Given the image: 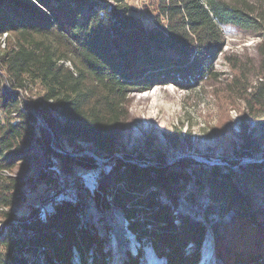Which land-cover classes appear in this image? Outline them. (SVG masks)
Returning a JSON list of instances; mask_svg holds the SVG:
<instances>
[{"label":"trees","instance_id":"1","mask_svg":"<svg viewBox=\"0 0 264 264\" xmlns=\"http://www.w3.org/2000/svg\"><path fill=\"white\" fill-rule=\"evenodd\" d=\"M113 2L116 5L105 0H0V37L5 35L7 43L0 55V75L7 74L19 89L25 83L39 86L47 105L36 114L52 134L90 142L112 155L132 96L167 84L192 89L215 77L219 55L236 72L232 85L242 83L249 114L264 106V4L156 0L153 25L144 27L124 0ZM228 28L259 38L256 51L263 65L250 93L245 83L251 65L225 54ZM35 121L28 104L0 85V264H73L74 252L79 264H110L106 242L91 224L79 223L80 200L52 201L50 210L42 215L34 210L26 218L11 211L26 202L19 191L21 178L13 172L29 156L22 147L34 140ZM39 131L34 142L47 156L59 158L49 149L48 129ZM128 160L114 159L101 173L111 182L100 186L107 197L101 204L116 207L137 242L135 253L126 252L118 264H142L144 245L165 264L199 263L206 223L174 214L191 182L207 203L218 205L210 215L222 219L235 213L221 234L212 235L220 264H264V204L263 209L259 205L264 200V161L223 175L220 167L207 169L189 158L171 165L142 161L145 166ZM188 170L197 174L196 181ZM232 178L244 182L243 189ZM204 217L210 221L208 214ZM189 245L192 251L186 249Z\"/></svg>","mask_w":264,"mask_h":264},{"label":"rangeland","instance_id":"2","mask_svg":"<svg viewBox=\"0 0 264 264\" xmlns=\"http://www.w3.org/2000/svg\"><path fill=\"white\" fill-rule=\"evenodd\" d=\"M105 1L116 5L113 0ZM247 1L257 3V5L264 4V0ZM124 3L130 8V14L137 17L144 27L153 25L152 20L156 16V0H124ZM225 34V54L233 56L236 60H241L244 64H250L252 67L247 73L245 83L247 93H250L256 86L263 65L261 57L257 55L256 51L259 38L254 33L235 28H228ZM4 40L5 35H2L0 37V55L7 44ZM223 58L224 55H219L215 61V77L199 82V85L192 89L183 90L167 84L132 96L129 114L123 122L121 139L113 158L120 160L127 158L130 162L141 163L140 166H145L147 163L156 165L158 161H165L166 164L171 165L181 159L189 158L207 169L214 166L220 167L223 175L227 174L229 170L238 173L240 170L238 167L246 168L251 164L249 162L263 161L264 106L257 107L254 110V116L249 114V105L247 104L249 98L244 97L247 99L245 101L241 96L243 91L241 82L232 85L231 82L235 79L236 72L227 65ZM0 76L2 77L1 89L6 93H17L21 102L28 104L31 108L32 115L36 118L34 140L39 138V129L47 131L42 116L36 114V111L47 105L41 101L39 86L25 83L24 87L19 89L16 88L17 83L11 81L7 74L3 73ZM51 116L55 118L53 113ZM50 137L49 149L59 158L52 155L47 156L44 148L34 140L22 147V150L30 151L29 156L25 161L18 163L13 174L15 177L21 178L23 186L19 191L24 192L26 202L20 204V207H13L11 211L19 218H26L34 210H38L42 215V212L50 210L51 203L46 200V196H51L50 190L58 189L60 184L75 182L74 185L95 199L94 206L96 207L93 211L87 209V212H83L82 197L79 214L82 212L83 221H87L82 222L79 217L80 225L89 223L95 228L96 235L106 242L105 250L111 253L110 264H118L121 258L126 256V252L135 253L128 248L129 240L118 239L115 235L117 227L127 230L125 221H122L123 216L116 207L111 206L109 209H105L101 201L99 206V201L96 200V191L100 190L101 185L111 186V182L101 173L107 167L112 166L114 159L110 158L105 162L102 165L101 173H99L94 166V160L97 161L96 157L102 159V154L96 150L95 153H90L89 151L93 150L90 143L78 139L67 141L58 134H50ZM188 173H193V180H197L196 173L190 170ZM231 182L239 189L244 187V182L234 178ZM196 185L192 182L188 183L180 196L179 205L174 214L178 218L188 216L192 222L206 223L208 229L200 249L198 264H220L213 253L212 235L218 231L221 234L227 221L221 222L220 220L228 219L230 221L235 213L229 212L222 219L213 213L210 215L212 209H217L218 205L207 203V200L199 195L200 189ZM186 196L193 197L196 201L190 203L185 200ZM182 200L185 207L181 206ZM202 204L207 207H202ZM263 204L264 200H261L259 205ZM180 210L183 212L179 213ZM206 214L209 215V222L205 220ZM134 245L137 246L136 240ZM193 248L189 245L186 249L192 251ZM142 251L144 259L142 264L148 261V257L151 258L153 264H165L163 258L159 257L157 260L158 257L149 245H144ZM77 256V253L74 252L73 264H79ZM204 256H207V259L202 262ZM153 258H156V261H153ZM37 264H42V262Z\"/></svg>","mask_w":264,"mask_h":264},{"label":"bare ground","instance_id":"3","mask_svg":"<svg viewBox=\"0 0 264 264\" xmlns=\"http://www.w3.org/2000/svg\"><path fill=\"white\" fill-rule=\"evenodd\" d=\"M84 142H86V141H84ZM88 143H90V142H88ZM90 145H92V143H90ZM80 154V153H79ZM97 158V161H99V162H103V163H105V161H103L104 159L102 158V159H99V157H96ZM101 158V157H100ZM59 186V185H58ZM57 189V188H56ZM56 189H51L50 190V194H51V196H53V194H54V191H57ZM82 197H83V204L84 205H82L83 207V212L84 211H86L87 212V209H91L92 211H93V209H96V207L94 206V203H95V199H93L92 197H90V195L88 196V195H86L85 194V191H82L81 190V188H79L78 186H76V185H73L72 186V196H70V195H63V196H58V197H56L54 200H52V201H57V202H62V201H71V200H80L81 201V199H82ZM103 198H106L107 199V197L106 196H104V194L101 192V197H100V201H101V199H103ZM88 205V207L86 208V206ZM202 207H204L205 208V206H203V204H202ZM179 214V213H178ZM233 215V214H232ZM80 216V221H82V222H86L87 220H84L83 221V214H82V212H81V214L79 215ZM229 216V215H228ZM230 217V216H229ZM122 221H123V219H122ZM89 222V221H88ZM118 229H121L120 227H117V229L115 230V235H116V237L119 239V238H121L122 240L123 239H126V241L127 240H129L128 241V248L131 250V251H136V249H137V246L136 245H134L135 244V238L131 235V233L130 232H128V230H123V229H121V230H118ZM148 252V251H147ZM154 255V254H153ZM149 258V259H148ZM147 258V262L145 263V264H153V262H152V260H151V258L150 257H148ZM157 258V257H156ZM156 258H153V261H156L155 259ZM207 259V256L205 257H203L202 258V262L204 261L205 262V260ZM157 260H159V258H157ZM158 262V261H157Z\"/></svg>","mask_w":264,"mask_h":264},{"label":"built area","instance_id":"4","mask_svg":"<svg viewBox=\"0 0 264 264\" xmlns=\"http://www.w3.org/2000/svg\"><path fill=\"white\" fill-rule=\"evenodd\" d=\"M2 74H3V72H2ZM47 129H48V132L52 135L51 130L48 127H47ZM94 164L97 166V172L101 173L102 165L105 164V163H101V162H98V161L94 160ZM72 186H73V184H60L58 186L57 191H54L53 196H46L47 202L48 203H52V200H54L58 196H63V195L72 196ZM96 193L100 197V191H96ZM99 206H100V198H99Z\"/></svg>","mask_w":264,"mask_h":264},{"label":"water","instance_id":"5","mask_svg":"<svg viewBox=\"0 0 264 264\" xmlns=\"http://www.w3.org/2000/svg\"><path fill=\"white\" fill-rule=\"evenodd\" d=\"M59 135V134H58ZM92 147H93V150L92 151H89L90 153H95V150L98 152V153H101L102 155V158L104 159V160H106L105 162H107V161H109L110 160V158H111V160H113L114 158V155L112 154V155H108V154H106V153H103V152H100L97 148H96V146H93V144H92ZM98 155V154H97ZM100 156V155H99ZM116 156V155H115ZM90 158V157H89ZM264 161V160H263ZM262 162V161H261ZM261 162H259V163H261ZM249 163H251V164H253L252 162H249ZM248 163V164H249ZM94 166H96V165H94ZM96 169H97V166H96ZM97 191H101V190H97ZM181 206H184L185 207V204H184V201L182 200L181 202ZM260 208H261V206H260ZM261 209H263V208H261ZM181 212H183L182 210H180L179 211V213H181ZM221 222H226V221H228V219L227 220H220Z\"/></svg>","mask_w":264,"mask_h":264}]
</instances>
